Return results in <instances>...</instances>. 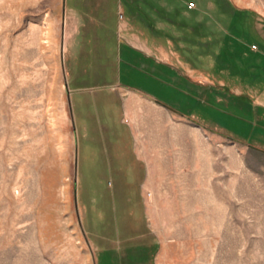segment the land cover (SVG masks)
Wrapping results in <instances>:
<instances>
[{
  "label": "rangeland",
  "instance_id": "rangeland-1",
  "mask_svg": "<svg viewBox=\"0 0 264 264\" xmlns=\"http://www.w3.org/2000/svg\"><path fill=\"white\" fill-rule=\"evenodd\" d=\"M64 1L0 0V264H264V0H163L176 78L161 77L221 98L222 126L190 121L221 138L222 166L215 183L151 202L112 85L137 80L118 23L139 12L150 25L156 3L109 0L90 25L107 49L89 51L68 48Z\"/></svg>",
  "mask_w": 264,
  "mask_h": 264
},
{
  "label": "crops",
  "instance_id": "crops-1",
  "mask_svg": "<svg viewBox=\"0 0 264 264\" xmlns=\"http://www.w3.org/2000/svg\"><path fill=\"white\" fill-rule=\"evenodd\" d=\"M108 2L64 1L66 44L69 43V49H73L77 42L81 50L85 49L83 44L87 43L91 45L89 51H98L96 49L99 48L106 51L107 45L100 46V39L97 38L100 32L95 27L101 19L108 17ZM151 2L156 4L151 7L154 20L150 25L137 20L139 12H130L117 26V55L121 54L118 58L126 72L132 78H137L134 81L136 84L119 78L112 85L119 89V93H113V97L120 104L127 150L132 152L130 169L136 170L134 175L144 178L142 191L150 194V202L159 194L186 195L198 191L208 182L215 183L216 163L222 166L221 138L208 137L201 124L190 121V118L206 121L209 113L215 126H222L224 114L221 98L208 103L207 93H200L197 97L195 93L180 90L174 83L161 77L168 74L176 78L174 64L170 62L173 60L176 26L173 20L168 19L176 10L175 4L168 7L165 2L166 7L163 6V0ZM118 8L122 9V6L118 4ZM93 23L95 27L91 29ZM178 32L189 34V30L185 29ZM76 36L80 40L75 39ZM170 44L173 46L169 47ZM72 55L71 58H74ZM141 81L160 84L167 88L165 90L172 89L177 93H151L138 84ZM178 115L189 119H180ZM230 118L236 119L233 116ZM144 202L148 203V199Z\"/></svg>",
  "mask_w": 264,
  "mask_h": 264
}]
</instances>
